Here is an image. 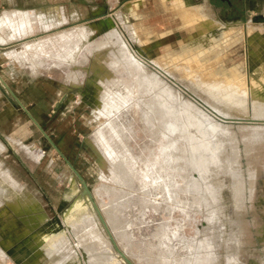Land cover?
I'll list each match as a JSON object with an SVG mask.
<instances>
[{"label":"rangeland","instance_id":"rangeland-1","mask_svg":"<svg viewBox=\"0 0 264 264\" xmlns=\"http://www.w3.org/2000/svg\"><path fill=\"white\" fill-rule=\"evenodd\" d=\"M135 1L142 15L169 9L172 25L189 37L176 29L158 38L164 32L159 17L142 24L127 15L134 1L71 0L70 14L77 7L80 16L0 45L7 84L0 97V169L23 189L9 187L14 199H24L19 206L0 197L3 264H44L50 257L62 264L68 251L74 254L70 264H264V99L252 93L256 86L264 95V22L255 19L264 15V0H245L242 8L215 5L216 16L205 2L190 3L227 28L221 36L216 32V44L205 36L202 21L177 12L176 0L166 7L155 0L152 9ZM10 6L0 0V14ZM240 18L244 24L223 21ZM0 29L2 36L10 32ZM59 35L72 45L65 40L64 46ZM50 39L64 51L68 46L67 55ZM121 39L120 54L113 43ZM40 48L51 51L42 54ZM101 63L108 76H102ZM230 78L247 87L246 96H234L238 103L232 100L244 111L209 86ZM110 81L130 88L128 95L119 90L121 103L106 90ZM99 95L105 97L100 106ZM211 108L243 121L222 119Z\"/></svg>","mask_w":264,"mask_h":264},{"label":"bare ground","instance_id":"bare-ground-1","mask_svg":"<svg viewBox=\"0 0 264 264\" xmlns=\"http://www.w3.org/2000/svg\"><path fill=\"white\" fill-rule=\"evenodd\" d=\"M161 1H162V4H163V5L168 6L167 3H169V2H167V0H161ZM173 5H174L175 8L178 9L177 12H179L181 15H183L184 19H185V18L187 19V18H189V17H190V19H191V17H192V18H194L195 20L202 21L203 25L205 26V30H206V31H205V36L211 41L212 44H216V43H218V36L216 37V32H218V34H221L222 29H221L220 27H223V26H221V25H217V24H214V23H211V22L209 21V19H208V18H205L204 15H203L199 10H193L192 7H190V0H176L175 3H174ZM182 8H183V9H182ZM180 9H181V10H180ZM197 9H198V8H197ZM123 12H124V11H123ZM255 19H257V18H255ZM193 21H194V20H193ZM259 22H260V21H259ZM261 23H262V22H261ZM120 24H121V23H120ZM252 24H253V23H252ZM257 24H259V23H257ZM257 24H256V25H257ZM254 25H255V23H254ZM260 25H261V24H260ZM252 26H253V25H252ZM86 27H87V26H86ZM253 27H254V26H253ZM77 28H78V27H77ZM114 28H115V27H114ZM117 28H118V27H117ZM75 29H76V28H75ZM75 29H74V30H75ZM79 29H82V27L79 28ZM93 29L95 30L96 28H93ZM112 29H113V28H112ZM85 31L87 32L88 30L86 29ZM72 32H73V30H72ZM75 32L77 33V31H75ZM78 32H79V31H78ZM81 32H83V30H82ZM88 32H93V31H88ZM115 32L118 34V32H117L116 30H115ZM66 33H67V34H64V35L69 36V35H68V34H69L68 31H67ZM70 33H71V31H70ZM73 33H74V32H73ZM79 33H80V32H79ZM61 35H62V34H61ZM72 35L75 36V34H71V37H70V38L68 37L69 39H71V40H70L71 42L73 41V40H72ZM79 35H80V34H79ZM79 35H78V33H77V37H78ZM82 35H83V34H82ZM111 35H112V37H111L110 35H108V36H110V37L113 39V37L115 36V34L113 33V34H111ZM119 35H120V34H119ZM121 35H122V34H121ZM59 36H60V35H59ZM59 36H58V37H59ZM88 36H90V35L88 34ZM108 36H107V37H108ZM60 37H61V36H60ZM75 37H76V36H75ZM117 37H118V36H115V38H117ZM122 37H123V36H122ZM55 38H57V36H56ZM55 38H54V39H55ZM61 38L63 39V37H61ZM61 38H58V40L60 39V40H59V43H58V41H57L58 44H60ZM68 38H67V39H68ZM85 38H86V37H85ZM87 38H88V37H87ZM104 38H105V40H106L107 42L110 41L108 38H107V39H108V40H107L106 37H103V40H104ZM52 39H53V38H52ZM73 39H74V38H73ZM117 39H120V38L118 37ZM123 39H124V38H123ZM63 40H64V39H63ZM65 40H66V39H65ZM65 40H64V43H66ZM75 40H76V39H75ZM78 40L80 41L79 38H78ZM86 40H87V39H86ZM44 41H45V39H44ZM44 41H43L44 44L42 43L43 46L45 45V42H44ZM46 41L48 42L49 40H46ZM50 41H53V40L50 39ZM50 41L48 42L49 45H50ZM66 41H68V40H66ZM70 41H68V42L71 44ZM79 41L76 40V41H74V42H79ZM116 41H117V40H115L114 43H113V48H114V49H117V51L121 54L120 51L123 50V48H124V46H125V41H126V40L124 41V40L121 39V40H118L117 42H116ZM40 42H42V41H40ZM40 42H38V43H40ZM53 42H54V41H53ZM53 42H52V43H53ZM55 42H56V40H55ZM55 42H54V43H55ZM68 42H67L66 44L63 43V45H64V46L67 45ZM101 42H102V44H105L103 41H101ZM111 42H112V41H111ZM35 43H37V42H35ZM57 43H55V44H57ZM61 43H62V42H61ZM72 43H73V42H72ZM108 43H109V42H108ZM126 43H127V42H126ZM40 44H41V43H40ZM42 44H41V48H42ZM58 44L56 45V46L58 47V48H57V51H58L59 48H61V46L59 45V46H60V47H59ZM73 44H74V43H73ZM96 44H97V43H96ZM114 44H115V45H114ZM123 44H124V46H123ZM29 45H30V48H31V44H29ZM46 45H48V44H46ZM51 45H52V44H51ZM51 45H50V47L53 46V45H52V46H51ZM61 45H62V44H61ZM71 45H72V44H71ZM71 45H70V46H71ZM76 45H77V44H76ZM34 46H36V45L34 44ZM37 46L40 47V45H38V44H37ZM54 46H55V45H54ZM64 46H63V47H64ZM68 46H69V44H68ZM68 46H67V47H68ZM80 46H81V44H80ZM97 46L99 47V45H97ZM97 46H96V47H97ZM39 47H38V48H39ZM44 47H45V46H44ZM47 47H48V46H47ZM47 47H45V48L48 49ZM67 47H66V50H67ZM73 47H74V46H73ZM73 47H70V48L73 49ZM102 47H103V45H102ZM104 47H105V49H107V47H109L108 50H111V49L113 50V48H111V47H112L111 44H106V46H104ZM38 48L36 47V48H34V49H35V50H38ZM41 48L39 49V50H40V53H42L41 50H43V49H41ZM110 48H111V49H110ZM128 48H129V46H128ZM46 49H45V52H47ZM53 49H54V48H53ZM63 49H64V48H63ZM23 50H24V52L26 51V49H23ZM59 50H60L61 52L64 51V50H62V49H59ZM66 50H65L64 52H66V55H67V51H66ZM76 50H77V48H76ZM76 50H75V51H76ZM124 50H125V49H124ZM21 51H22V50H21ZM49 51H51V50L49 49ZM49 51H48V52H49ZM68 51H69V48H68ZM79 51H81V49H80ZM117 51H116V52H117ZM125 51H126V50H125ZM24 52H23V53H24ZM36 52L39 53V51H36ZM36 52H35V53H36ZM45 52L43 51V53H45ZM48 52H47V54H49ZM52 52H53V51H52ZM73 52H74V51H73ZM111 52H113V51H111ZM18 53L20 54V52H18ZM25 53H26V52H25ZM43 53H42V54H43ZM56 53H57V52H56ZM75 53H76V52H75ZM19 54H18V55H19ZM36 54H37V53H36ZM36 54H35V55H36ZM47 54H46V55H47ZM52 54H53V53H52ZM60 54H61V53H60ZM62 54H63V53H62ZM62 54H61V55H62ZM79 54H80V53H79ZM126 54H127V51H126ZM20 55H21V54H20ZM26 55H28V53H27ZM26 55H25V58L27 59L28 57H27ZM50 55H51V54H50ZM50 55H49V56H50ZM57 55H58V54H57ZM64 55H65V54H63V56H64ZM69 55H70V57H71V52L69 53ZM74 55H75V54H74ZM77 55H78V53H77ZM122 55H123V53H122ZM132 55H134V54H132ZM28 56H29V55H28ZM43 56H44V55H43ZM47 56H48V55H47ZM49 56H48V57H49ZM53 56H54V55H53ZM55 56H56V55H55ZM55 56H54V57H55ZM94 56H95V55H94ZM119 56H120V55L118 54L117 57H119ZM126 56H128V55H126ZM129 56H130V54H129ZM22 57H24V56L22 55ZM50 57H51V56H50ZM58 57H59V60H60V56H57V58H58ZM131 57H132V56H130V58H131ZM29 58H30V57H29ZM29 58H28V59H29ZM57 58H55V59H57ZM64 58H65V57H64ZM72 58H74V57L72 56ZM98 58H99V57H98ZM114 58H115V57H114ZM121 58H122V56H121ZM124 58H125V57H124ZM124 58H123V60H127V59H128V58H127V59H126V58L124 59ZM28 59H27V60H28ZM53 59H54V58H53ZM68 59H69V58H68ZM133 59H134V58H133ZM61 60H62V59H61ZM63 60H65V59H63ZM66 60H67V59H66ZM66 60H65V61H66ZM72 60H73V59H72ZM74 60H75V59H74ZM96 60H97V59H96ZM98 60H99V59H98ZM118 60H119V58H118V59H115V60H114L115 62H113V63L118 62ZM121 60H122V59H121ZM129 60H130V59H129ZM134 60H136V59H134ZM28 61H29V60H28ZM30 61H31V58H30ZM65 61H64V62H65ZM70 61H71V60H70ZM99 61H100V60H99ZM99 61H98V63H100ZM109 61H110V60H109ZM136 61H137V60H136ZM62 62H63V61H62ZM127 62H128V61H127ZM129 62H130V61H129ZM131 62H132V61H131ZM139 62H140V61H139ZM35 63H36V61H35ZM108 63H109V62H108ZM110 63H112V62H110ZM113 63H112V64H113ZM118 63H119V62H118ZM123 63H124V62H123ZM33 64H34V63H33ZM130 64H132V63H130ZM130 64H129L128 66H130ZM138 64H139V63H138ZM208 64H209V63H208ZM93 65H94V64H93ZM122 65H123V64H122ZM142 65H143V64H142ZM126 66H127V64H126ZM205 66H206V65H205ZM93 67H95V66H93ZM93 67H92V68H93ZM117 67H118V66H117ZM143 67H144V66H143ZM98 68H99V67H98ZM126 68L129 69L130 67H129V68L126 67ZM131 68H132V66H131ZM144 68H145V67H144ZM144 68H143V70H144ZM100 69H101V71L103 72V73H102V76H104V74H105V76H108V75H106V74H107V73H106L107 71L105 70V69L108 70V68L105 67L103 63L100 64ZM114 69H115V68H114ZM146 69H148V68H146ZM92 70H93V69H92ZM108 71H109V70H108ZM145 71H147V70H144V72H145ZM148 71H149V70H148ZM228 73H229V70H228ZM228 73H227V74H228ZM109 74H111V73H109ZM146 74H148V73H146ZM229 74H230V76H231L234 80H236V79L238 80V77H239V73H238V72L234 71L233 69H230V73H229ZM148 75H149V74H148ZM150 76H151V78H150ZM150 76H149L150 79H153V81L156 80L157 83H159L158 81H159L160 79H159L157 76L153 75L152 73L150 74ZM110 77H111V76H109V78H110ZM141 77H142V76H141ZM109 78H108V79H107V78L103 79L102 77H100V79H103V80H109ZM113 78H114V76H113ZM145 78H146V77H144V79H145ZM210 78H211V76H210ZM100 79H99V80H100ZM114 79H115V78H114ZM114 79H113V80H114ZM141 79H142V78H141ZM154 79H155V80H154ZM211 79H212V78H211ZM211 79H210V80H211ZM233 79L230 78L227 82L224 81L223 84L219 83L217 80L214 79V80H212V81L209 82L210 85L208 84L210 87H211V85H212L213 87H214V86H215V87L217 86L216 89H218V90H219V88H220V91H222L223 95H224L225 98H226V100H225V98H224L225 101H223V102H226V101L228 100L229 102H233L232 105L234 104V101L238 98V97H236V99H235L234 96H241V97L243 98L244 96H246V95L248 94V92H247V91H248V90H247V87H246L245 85L242 84V83H244V82L241 81V82H242L241 84H239V82H238V83H235ZM103 80L100 81V83H101V82H104ZM206 80H207V79H206ZM208 80H209V79H208ZM141 81H144V80L142 79ZM146 81L148 82V80H146ZM238 81H240V80H238ZM259 81H260V80H259ZM111 82H112V81H110L109 83L111 84ZM113 82H114V81H113ZM113 82H112V83H113ZM147 82L144 81L143 84L146 85ZM100 83H99V84H100ZM151 83H152V80H151V81L149 80V82H148L147 85H150ZM160 83H161V82H160ZM110 84H109V86H110ZM141 84H142V83H141ZM153 84H154V82H153L151 85H153ZM104 85H108L107 82H106V84L103 83L102 87H103ZM111 85H113V84H111ZM145 85H143V86H145ZM99 86H100V85H99ZM153 86H156V84H154ZM102 87H101V88H102ZM104 87H107V86H104ZM213 87H211V88H213ZM215 87H214V88H215ZM218 87H219V88H218ZM101 88H100V89H101ZM211 88H210V89H211ZM102 89H103V88H102ZM102 89H101V90H102ZM207 89H208V88H207ZM210 89H209V90H210ZM216 89H215V90L212 89V90L215 91V94H218V93H216V92H217ZM106 90H108V92L111 94V95H110V96H112L111 98H112L114 101H117L118 103H121V102L124 100L123 98L120 97V94H119L120 92H119V90H120V91H125V90H126L127 92H126L125 94H127V95L130 93V91H129L130 88H129V87H126L125 84L122 83V82H121V83H120V82H119V83H115V84L113 85V87L110 86L109 89H108V87H107ZM167 91H168V90H167ZM207 91H208V90H207ZM210 91H211V90H210ZM102 92H104V89H103ZM105 92L107 93V91H105ZM105 92H104V93H105ZM169 92H170V93H174L175 91L173 92V90H171V91L169 90ZM208 92H209V91H208ZM208 92H207V93H208ZM212 92H213V91H211V94H212ZM109 93H108V94H109ZM170 93H169V94H170ZM209 93H210V92H209ZM252 93H253V95H254L256 98L261 99V100L264 99V95H263L262 91H260L258 88H256V86L252 88ZM102 94H103V93H102ZM215 94L213 93V95H215ZM104 95H105V94H104ZM176 95H177V94H176ZM208 95H209V94H208ZM105 96H106V95H105ZM173 96H174V95H173ZM218 96H219V95H218ZM218 96H217V97H218ZM101 97H103V96H100V95L98 96V98H99V101H98L99 106L102 105L101 103H103V101H104V100L100 99ZM219 97H220V96H219ZM219 97H218V98H219ZM104 98H105V97H103V99H104ZM211 98H212V97H211ZM214 98H216V96H215V97L213 96L212 99H214ZM222 98H223V97H222ZM222 98H221L220 102H222ZM245 98H246V97H245ZM234 99H235V100H234ZM246 99H247V98H246ZM246 99H245V100H246ZM158 100H159V99H158ZM216 100H217V98H216ZM218 100H219V99H218ZM218 100H217V101H218ZM232 100H234V101H232ZM238 100H239V98H238L235 102L238 103V102H237ZM240 101H241V100H240ZM243 101H244V100H242L241 102H243ZM215 102H216V101H215ZM241 102L239 103V104L241 105L240 107H242V106L244 105V104L242 105ZM244 102H245V101H244ZM246 102H247V101H246ZM217 103H218V102H217ZM257 103H258V102H257ZM259 103H260V102H259ZM223 104H224V103H223ZM225 104H226V103H225ZM225 104H224V105H225ZM227 104H229V103L227 102ZM261 104H262V103H261ZM237 105H238V104H237ZM237 105H236V104L233 105V106H235V107H234V108H235L234 110H237V109H236V108L238 107ZM245 105H246V103H245ZM254 105L256 106L255 109H257V105H256V104H254ZM219 106H220V105H219ZM221 106H222V105H221ZM221 106H220V107H221ZM225 106H226V105H225ZM236 106H237V107H236ZM227 107H228V105H227ZM240 107H239V108H240ZM243 107H244V106H243ZM243 107H242V108H243ZM261 107H262V106H261ZM99 108H100V107H99ZM216 108H217V107H216ZM231 108H233V107L231 106L230 109H231ZM101 109H102V108H101ZM217 109H218V108H217ZM253 109H254V108H253ZM98 110H99V109H98ZM178 110H179V112H180V109H178ZM234 110H233V111H234ZM238 110H239V109H238ZM238 110H237V111H238ZM240 110H241V109H240ZM240 110H239V111H240ZM244 110H246V107H245L243 110H241V111H244ZM263 110H264V109H263ZM99 111H101V110H99ZM102 111H103V110H102ZM215 111H216V110H215ZM221 111H222V110H221ZM226 111H227V110H226ZM231 111H232V110H231ZM257 111H258V113H259V110H257ZM260 111H261V110H260ZM229 112H230V111H229ZM255 112H256V111H255ZM262 112H263V111H262ZM222 113H223V112H222ZM226 113H227V112H226ZM241 113H242V112H241ZM253 113H254V112H253ZM260 113H261V112H260ZM223 114H224V113H223ZM228 114H229V113H228ZM254 114H255V113H254ZM256 114H257V113H256ZM224 116H225V114H224ZM258 116H259V115H258ZM221 125H222V123H221ZM207 127H208V126H207ZM176 128H177V127H176ZM225 128L227 129V127H225ZM225 128H224V129H225ZM221 129H222V128H221ZM224 129H223V130H224ZM211 130H212V129H211ZM224 131H227V132H228V130H224ZM207 132H208V131H207ZM227 132H226V133H227ZM229 132H230V131H229ZM212 133H213V132H212ZM220 133H221V132H220ZM228 135H230V134H228ZM228 139H229V138H228ZM231 139H233V138H231ZM221 140H222V139H221ZM218 141H220V140H218ZM222 141H223V142H222V144H223V143H224V140H222ZM214 142H216V141H214ZM233 142H234V141H233ZM233 142H232V143H233ZM219 143L221 144V141H220ZM230 143H231V142H230ZM232 143H231V144H232ZM220 144H218V145L221 146ZM225 144H226V143H225ZM234 144H235V143H234ZM218 145H216V146H218ZM223 145H224V144H223ZM223 145H222V146H223ZM234 147H235V146H234ZM216 148H218V147H216ZM220 149H221V148H220ZM220 149H217V150H220ZM237 155H238V154H237ZM237 157H238V156H237ZM230 158H231V157H230ZM228 159H229V158H228ZM235 159H237V158H235ZM238 160H239V159H238ZM234 162H235V161H234ZM232 165H233V164H232ZM234 165H235V164H234ZM230 167H231V166H230ZM231 168H232V167H231ZM221 170H222V169H221ZM223 170H224V169H223ZM229 170H231V169H229ZM234 172H236V171H234ZM234 172H233V173H234ZM224 173H226V172H224ZM229 173H231V171L228 172V174H229ZM231 174H232V173H231ZM238 175H239V174H238ZM0 176H1V177L3 176L2 179H1V177H0V179L2 180V184H0V197L4 198L5 200H8L9 202H11V204H14V205H15V203L18 202L19 206H22V205H23L22 203H23L24 199H23V201L21 200L22 202L19 201V200L16 201V200L14 199V195H13V193H11V191L13 190V188H14V189H17V190H21L22 187L19 185V183H18L14 178H12V177L10 176V174H9L6 170L0 169ZM224 176H225V175H224ZM236 176H237V175H236ZM235 178H236V177H235ZM5 182H6V184H8V185H6ZM234 182H235V181H234ZM234 182H233V183H234ZM214 185H215V184H214ZM10 186L12 187V190H11V191H10V188H9ZM220 186H221V185H220ZM231 186H232V185H231ZM239 187H240V186H239ZM20 188H21V189H20ZM233 188H234V187H233ZM240 188H241V187H240ZM22 191H23V189H22ZM218 191H219V190H218ZM236 191H237V190H236ZM14 192H15V191H14ZM216 192H217V191H216ZM240 192H241V191H240ZM15 193H16V192H15ZM21 193L23 194V192H21ZM232 193H233V191H232ZM237 193H238V191H237ZM19 195H20V194H19ZM23 195H24V194H23ZM20 196L22 197V195H20ZM24 196H25V195H24ZM26 196H27V194H26ZM15 198H16V197H15ZM27 198H28V197H27ZM17 199H18V198H17ZM0 200H1V198H0ZM28 200H29V199H28ZM31 200H33V198H32ZM15 201H16V202H15ZM9 202H8V203H9ZM25 202H26V201H25ZM24 206H25V205H24ZM24 206H23V207H24ZM1 207H2V206H1V203H0V208H1ZM17 207H18V206H17ZM25 207H26V206H25ZM15 208H16V207H15ZM15 208H13V209H15ZM19 208H20V207H19ZM19 208H18V210H20ZM21 208H22V207H21ZM236 208H237V207H236ZM6 209H7V208H6ZM238 209H239V208H238ZM238 209H237V210H238ZM0 210H1V209H0ZM3 210H4V208H3ZM15 210H16V209H15ZM22 210H23V209H22ZM25 210H26V209H25ZM4 211H5V210H4ZM11 211H12V210H11ZM11 211H9V213H8L9 215H10V212H11ZM13 211H14V210H13ZM23 211H24V210H23ZM0 212H1V211H0ZM17 212H18V211H17ZM26 212H29V211H26ZM236 212H237V211H236ZM1 213H2V212H1ZM11 213H12V212H11ZM23 213H24V212H23ZM4 215L7 216L6 214H4ZM29 215H30V214H29ZM31 215H32V214H31ZM26 216H27V215H26ZM236 216H237V215H236ZM238 216H239V214H238ZM1 217H2V216H1ZM9 217H10V216H9ZM12 218H13V217H12ZM28 218H30V217H28ZM32 218H33V217H32ZM237 218H238V217H237ZM237 218H236V219H237ZM91 219H92V217L89 218V220H91ZM1 220H2V219H1ZM35 220H36V219H35ZM237 220H238V219H237ZM23 221H24V220H23ZM31 221H32V220H31ZM33 221H34V220H33ZM91 221H93V220H91ZM29 223H30V222H28V224H29ZM88 223H90V222H88ZM95 223H96V222H95ZM35 224H36V223H35ZM37 225H38V224H37ZM37 225H35V226H37ZM14 226H15V225H14ZM85 226H86V225H85ZM9 227H10V226H9ZM12 227H13V226H12ZM33 227H34V226H33ZM87 227H89V226H87ZM34 228H35V227H34ZM31 229H32V226H31ZM77 229H78V228H77ZM10 230H11V229H10ZM17 230H19V229L17 228ZM79 230L81 231V228H79ZM84 231H85V230H84ZM24 233H25V232H24ZM77 233H78V232H77ZM78 235H79V234H78ZM84 235H85V232H84ZM87 235H88V234H87ZM89 237H90V235H89ZM92 237H93V236H92ZM66 240H67V239H66ZM61 241H62V245H63L65 241H64V240H61ZM63 241H64V242H63ZM66 243H67V242H66ZM66 243H65V244H66ZM60 246H61V245H60ZM66 246H67V245H66ZM68 252H70V251H68ZM68 252H67V256H66V257H63V262H62V264H70V262H71V258L74 257V254H72V255H68V254H69ZM60 258H61V257H60ZM57 259H58V258H57ZM57 259H56V258H52V257H50V258H45V259H43V260L41 259V260H42V263H44V264H57ZM68 260H69L70 262H69ZM0 261H1V260H0ZM2 261H3V260H2ZM2 261H1V262H2ZM2 264H3V262H2ZM37 264H38V263H37Z\"/></svg>","mask_w":264,"mask_h":264},{"label":"crops","instance_id":"crops-1","mask_svg":"<svg viewBox=\"0 0 264 264\" xmlns=\"http://www.w3.org/2000/svg\"><path fill=\"white\" fill-rule=\"evenodd\" d=\"M3 1H6V3H8L11 6L10 8H7L9 9L8 11L6 10L2 14H0V27L7 26L10 28V32L7 36H2L3 34L2 29H0V45L5 44L9 41L22 39L24 37L33 35L36 33V31L39 30V28L41 30H49L53 27H58L72 20V18L74 17L76 18L80 16V11L77 7L73 8V11H72L73 13L70 14L71 12H69L70 10H69L68 3L71 0H3ZM130 1H134V2L133 3L130 2L131 7L130 9H127L128 12H126L128 16L133 15L134 18L138 19L141 23L150 21L153 15H156L157 17L160 18L159 22L164 25V29H163L164 32L163 34H160L158 38H161L162 36H165L167 32L173 31L176 29L180 32L181 31L185 32L184 34L185 37H189V32L185 28L181 26H177V25H172V15L167 13L169 9H165L164 13L155 9V10H151L149 13H146V14L143 13L142 15L139 13V10H140L139 7L135 4L136 1L135 0H130ZM244 1L245 0H242V1L235 0L234 2H232V0H216L215 2L214 0H201V1L190 0V3L198 4V3L205 2L210 7L213 14L215 15V11H214L215 5L220 6L224 4L226 6H230L231 4L235 3V5H237L239 8L240 7L242 8L243 6L242 2ZM140 2L141 3L143 2L146 7L151 8V9L154 6L153 4L156 3L155 0H140ZM167 2H169L170 5L174 3L172 0H167ZM38 5H50L52 7L51 8H43V7L38 8L36 7ZM238 20L241 22L238 24H244L241 18L237 20H223V21L232 22V21H238ZM148 24L149 23H147L146 25ZM12 25H14L13 26L14 29L11 28ZM151 27L152 26H146L145 28H151ZM152 28L155 29L154 26ZM222 29H223V32L221 31V34L226 33L227 28L223 27ZM195 36L197 37L198 35H195ZM153 41H155V38L151 42ZM160 43L161 41L159 40V44ZM2 85L5 87L7 86V84L4 81H2V73L0 72V97H2ZM0 259H1V256H0Z\"/></svg>","mask_w":264,"mask_h":264},{"label":"water","instance_id":"water-1","mask_svg":"<svg viewBox=\"0 0 264 264\" xmlns=\"http://www.w3.org/2000/svg\"><path fill=\"white\" fill-rule=\"evenodd\" d=\"M256 18H257L258 21L264 22V15H258V16H256ZM211 110L214 112V114L220 116L222 119H223V118H224V119H227V120H229L230 122L234 121V119H235V121H236V120H238V121H243L242 118H238V117H237V118H233V117H232V118L224 117V116L220 115L219 113H216V111H215L214 109L211 108ZM248 120H249V121H252V120H260V119H251V118H249Z\"/></svg>","mask_w":264,"mask_h":264}]
</instances>
